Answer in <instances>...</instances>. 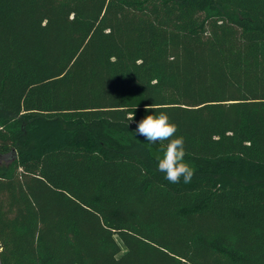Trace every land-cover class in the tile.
<instances>
[{
	"label": "trees",
	"instance_id": "16d2710c",
	"mask_svg": "<svg viewBox=\"0 0 264 264\" xmlns=\"http://www.w3.org/2000/svg\"><path fill=\"white\" fill-rule=\"evenodd\" d=\"M0 264H264V0H0Z\"/></svg>",
	"mask_w": 264,
	"mask_h": 264
},
{
	"label": "clouds",
	"instance_id": "9594fccd",
	"mask_svg": "<svg viewBox=\"0 0 264 264\" xmlns=\"http://www.w3.org/2000/svg\"><path fill=\"white\" fill-rule=\"evenodd\" d=\"M159 106L145 105L146 115L136 123L135 133L151 144L160 143V154L156 156L158 171L165 174V178L173 184L179 183L183 177L184 183H190L194 176V169L185 160L186 149L183 136H176L177 125L170 120L166 111H159ZM135 120V112L128 116Z\"/></svg>",
	"mask_w": 264,
	"mask_h": 264
}]
</instances>
